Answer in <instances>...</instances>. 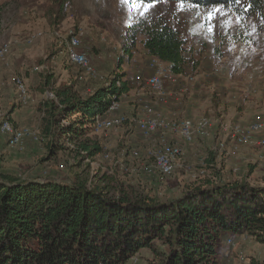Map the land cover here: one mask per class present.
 <instances>
[{"label": "rangeland", "instance_id": "1", "mask_svg": "<svg viewBox=\"0 0 264 264\" xmlns=\"http://www.w3.org/2000/svg\"><path fill=\"white\" fill-rule=\"evenodd\" d=\"M58 1L0 0V45L10 43L8 53L0 59V111L16 127L25 126L39 133L43 92L48 86L69 84L73 91L86 96L101 86L99 75L109 79L114 73H147L153 57L143 47L145 36L141 32H135L131 58L121 60L120 56L124 46H130L133 30L152 23H166L178 31L187 58L186 72L166 84L163 100H158L147 87L129 83V91L117 98L118 109L107 116L139 115L144 103L168 118L174 112L177 117L193 120L206 116L247 122L257 114L264 115V5L258 13L251 12L244 1L226 5L233 23L226 30L221 27L225 21L217 16L210 34L202 17L215 4L197 9L192 3L173 0H63L62 18L55 23L53 11ZM237 16L238 25L234 23ZM77 29L83 31L82 45L95 74L73 66L66 58L61 38L55 35L56 31L65 36ZM41 65H46L49 72L37 71ZM20 73L33 90L26 104L15 98L14 79ZM169 85L178 86L173 90L176 102L167 97ZM188 97L190 108L183 111L184 100L190 101ZM216 138L217 132H212L208 137L185 143L170 132L144 135L127 122L101 134L91 130L84 141H97L101 152L89 157L80 149V140L62 139L63 148L49 154L46 138L40 143L27 139L22 145L9 146L0 135V170L26 178L84 181L102 186L113 195H150L160 199L176 196L187 185L206 179L262 186L264 147L227 143L224 149L214 151ZM162 141L181 146L180 164L168 176L144 173L142 165L152 161L147 156L149 150ZM132 150L138 152L137 157H132ZM229 245L222 264L264 260V244L252 236H236ZM153 259L149 248H141L125 264H152Z\"/></svg>", "mask_w": 264, "mask_h": 264}, {"label": "trees", "instance_id": "2", "mask_svg": "<svg viewBox=\"0 0 264 264\" xmlns=\"http://www.w3.org/2000/svg\"><path fill=\"white\" fill-rule=\"evenodd\" d=\"M241 1L253 13L264 5V0ZM62 4L59 0L53 11L55 23L62 18ZM192 4L236 5L233 0H193ZM138 31L145 36L142 44L149 56L168 63L175 75L186 72L183 41L166 23L133 30L121 60L131 58ZM124 78L114 73L107 86L101 81L86 96L69 84L52 87L57 100L43 99L39 123V136L42 141L46 138L49 154L63 148L62 139L80 140V149L89 157L101 152L97 141L84 140L95 116L108 115L107 94L118 98L129 91ZM244 234L264 244V184L206 179L160 199L113 195L84 181L26 178L0 170V264H125L141 248L153 252L152 264H222L229 242Z\"/></svg>", "mask_w": 264, "mask_h": 264}, {"label": "built area", "instance_id": "3", "mask_svg": "<svg viewBox=\"0 0 264 264\" xmlns=\"http://www.w3.org/2000/svg\"><path fill=\"white\" fill-rule=\"evenodd\" d=\"M55 35L61 38L60 41L64 45L66 58L72 65L90 74H95L90 56L82 45V30H70L65 36H62L56 31ZM9 46V42L0 45V59L4 58L8 53ZM36 70L49 72L46 65H41ZM148 70L149 72L145 74L140 71L135 75H126L124 79L128 80L130 84H140L147 87L149 92L156 96L158 100H163L166 96V84L169 81H175L183 75L173 74L170 71L169 65L156 57H153L151 63L148 65ZM99 79L104 82V85L107 86L109 84L106 77L99 75ZM14 83L16 101L21 104L28 103L33 95V90L28 83V79L24 74L20 73L15 77ZM116 84L119 86L121 81L117 80ZM106 98L109 101L107 113L115 112L119 107L116 95L107 94ZM43 99L57 100L51 86L46 87L44 90ZM140 110L141 114L130 118L123 114L106 117L96 115L92 125V132L101 134L108 129L116 128L129 122L133 123L144 135L149 136L157 132H170L185 143H191L196 137H208L212 132L213 134L217 132L216 145L213 147L214 151L224 149L227 143L235 146L264 147V115L257 114L247 122H232L221 118L214 119L206 116L193 120L186 117H177L174 113L172 114L173 116L168 118L161 112L154 110L148 103L142 104ZM0 135L5 138L9 146L22 145L27 139H31L37 143L42 141L37 131L25 126L16 127L1 111ZM131 155L132 157H137L138 152L132 150ZM147 156L152 161L142 165L141 169L144 173H156L161 176H168L180 164L182 148L179 144L162 141L158 146L149 150Z\"/></svg>", "mask_w": 264, "mask_h": 264}, {"label": "snow or ice", "instance_id": "4", "mask_svg": "<svg viewBox=\"0 0 264 264\" xmlns=\"http://www.w3.org/2000/svg\"><path fill=\"white\" fill-rule=\"evenodd\" d=\"M127 2H131V0H127ZM181 4L184 3H192L193 0H180ZM234 3L239 4L241 2V0H233ZM193 6L197 9H199L201 6L198 4H193ZM247 9H245L246 11ZM229 12L227 11V6L223 5V4H215L212 5L211 9L209 11H207L202 19L205 21V26L207 31L211 34L214 31L215 28V22H216V18L217 16H220L225 23L221 25L222 28H225L227 30V27H230L231 24L233 23V21L230 20L229 18ZM240 19L237 16L236 20L234 21L235 24H239Z\"/></svg>", "mask_w": 264, "mask_h": 264}, {"label": "crops", "instance_id": "5", "mask_svg": "<svg viewBox=\"0 0 264 264\" xmlns=\"http://www.w3.org/2000/svg\"><path fill=\"white\" fill-rule=\"evenodd\" d=\"M152 57V56H151ZM168 64V63H167ZM148 72H149V70H148ZM174 84L172 83V86H173ZM177 88H178V86L177 87H174V88H171V85H169L168 87H167V91H168V95H167V97L169 98V99H171V101H175L176 102V97H175V94H173V90H177ZM189 99H190V101L189 100H184V102H183V111H185L184 109H189L190 108V104H191V98L190 97H188ZM187 99V98H186ZM182 100V101H183ZM174 103V102H173ZM181 103V102H180ZM176 103H174V105H175ZM165 108V107H164ZM173 111H171L170 113H172ZM174 113V112H173ZM187 113V112H186ZM184 116V115H183ZM186 117H188V116H186Z\"/></svg>", "mask_w": 264, "mask_h": 264}]
</instances>
